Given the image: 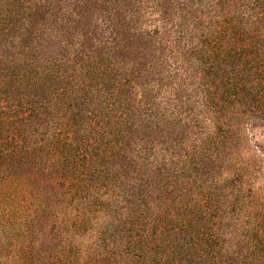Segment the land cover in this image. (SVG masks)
<instances>
[{"label": "trees", "instance_id": "obj_1", "mask_svg": "<svg viewBox=\"0 0 264 264\" xmlns=\"http://www.w3.org/2000/svg\"><path fill=\"white\" fill-rule=\"evenodd\" d=\"M141 7L0 0V186L48 187L66 232L93 235L80 264H264L246 132L264 122V0Z\"/></svg>", "mask_w": 264, "mask_h": 264}, {"label": "rangeland", "instance_id": "obj_2", "mask_svg": "<svg viewBox=\"0 0 264 264\" xmlns=\"http://www.w3.org/2000/svg\"><path fill=\"white\" fill-rule=\"evenodd\" d=\"M146 1L140 0L141 14L145 13ZM152 17L156 14L149 15ZM246 132L251 145L249 155L257 164L264 165V122H249ZM261 167L254 185L263 191L264 167ZM40 185L43 188V183ZM36 188L33 177L20 181L11 178L0 186V264H54L65 252L71 260L76 257L72 264H80L82 256L91 253L93 235L66 232L64 223L59 222L65 218L64 204L54 207L49 200L51 192H46L48 187ZM51 220H56L53 230H50Z\"/></svg>", "mask_w": 264, "mask_h": 264}]
</instances>
